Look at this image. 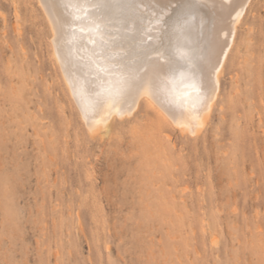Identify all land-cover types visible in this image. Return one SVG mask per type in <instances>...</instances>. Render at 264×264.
<instances>
[{"label":"rangeland","instance_id":"obj_1","mask_svg":"<svg viewBox=\"0 0 264 264\" xmlns=\"http://www.w3.org/2000/svg\"><path fill=\"white\" fill-rule=\"evenodd\" d=\"M141 1L0 0V264H264V0L234 36L232 5ZM57 45L91 85L92 70L137 78L156 64L189 101L187 82L212 94L230 48L194 135L141 103L101 137L79 116Z\"/></svg>","mask_w":264,"mask_h":264},{"label":"bare ground","instance_id":"obj_2","mask_svg":"<svg viewBox=\"0 0 264 264\" xmlns=\"http://www.w3.org/2000/svg\"><path fill=\"white\" fill-rule=\"evenodd\" d=\"M206 1L208 3L204 1L205 4L207 3V5H208L209 3H211L212 6L220 7L222 9H227L231 5L233 6V13H232V18H231V22H230V27L232 30V36L235 35L234 33L236 32V30L239 27H241L244 23H246V20H245L241 24L240 20H242L241 17L243 15L247 17V15L249 14V13H247V11L249 9L248 7L250 6V4H252L251 3L252 0H206ZM64 2H65V0H64ZM141 3L143 4L144 2L141 1ZM70 4H72V3H70ZM144 4H146V3H144ZM65 5H67V3ZM41 6H43L44 10L46 11V8L44 7L43 3ZM51 7H52V12H53L52 16L46 11L48 19H49L48 21H50V24H51V28H52L54 33L59 31L61 33L62 37L66 38L65 34L68 33L66 31L69 28L67 27V24H65V22H64L65 20L62 19L58 10L55 7H53L52 4H51ZM64 8H65V6H64ZM163 8H165V7H162V9ZM64 10H66V9H64ZM167 10H169V8H167ZM72 12H73V10H72ZM238 12L241 13V15H239L238 18L233 19L234 17L237 16ZM246 13H247V15H246ZM47 16L45 15V17H47ZM70 16H72V15H70ZM64 19H67V18H64ZM69 21L66 23H69ZM195 21L197 22V20H194V22ZM196 26H197V24H196ZM154 27H155V29H158V26H154ZM193 29H195V28H193ZM226 29H224V30H226ZM154 31L155 30H153V32ZM50 32H51V29H50ZM190 32H191V30H190ZM188 33H187V35H188ZM220 33L222 34V32H220ZM50 37H52V36H50ZM54 37H55V35H54ZM67 37H68V34H67ZM232 38L229 42H232L234 40ZM179 39L182 40L180 37H179ZM182 41L184 42V40H182ZM192 42H191V45H192ZM184 43H186V42H184ZM51 44H52V42H51ZM180 45H182V44H180ZM224 45H225V43H224ZM229 46H231V45H229ZM179 47H181V46L178 45V48ZM66 48H67V46H66ZM229 48L225 49V51L222 53V55L219 57V59H217L215 57L217 59V62L214 64V66L211 69V73H210L211 75H209V76H211V84H212L213 92H212V94H210L207 97L201 98L199 96L198 98L196 97L194 99V101L197 103V110L195 112L191 111L190 101L185 97V95L183 93L177 92V90H179V88L177 89V87H176V89H175V87H173V86H176L175 85L176 81H175L174 85L171 83L170 78L165 73L164 68L161 65H156V64H150L148 66L141 65L139 67V77H137V78H134V76H132L131 74H128L129 72H127L126 74L123 73V71L122 72L117 71V72L105 73L102 71L92 70V72H94V74L92 75L93 85H91V81L89 80V78L86 74V71H87L86 67L87 66L80 64L78 66L75 65L74 69H72L70 67V65H68L69 64L68 53H67V50L65 48H63L60 45H57V50L53 51L51 49L52 50L51 53L54 55L56 52H58L60 57L65 62V65H66L67 70H68V74L71 77L72 82H73V85L71 87H73L72 92L74 95H71V93H70V95L72 96V98L74 96L76 98L75 100L77 101V103L80 107L79 116H80L85 128L87 129V132L89 135H91V136L98 135L101 137L104 135H109L111 133V131L115 128V126H114L115 121L117 119H123L125 117L135 115L136 112L138 111L141 103H144L146 105V107L150 108V109L153 106H156L158 108L159 112H161L164 115L165 120L167 122V125L169 127L178 126L181 130L180 132L188 133V134L193 133V135H194L195 134L194 132L197 131V128L200 127L202 124L204 125V122L207 120V117L209 116V114L213 108V105H214V102H215L217 95L220 94V93H218L219 84H220L219 83V74L222 73L223 62L226 58L227 50ZM181 52H180V54H181ZM186 53H187V51H186ZM188 53H190V52H188ZM219 54H220V51H219ZM192 55H194V54H192ZM195 57H197V56H195ZM81 58H82V56H81ZM55 59H56V57L54 58V60ZM183 59H186V58H183ZM58 66H59V63H58ZM189 73H191V71ZM193 74H194V72H193ZM126 75L128 77H126ZM61 76H62V74H61ZM186 76L187 75H185V78L188 79ZM189 76H191V74ZM185 78H184V80H185ZM67 82H68V80H67ZM179 84H180V82H179ZM65 85H68V84L65 83ZM187 85H188V82H187ZM67 89H68V86H67ZM166 98L167 99L175 98L176 102L174 104H171V105H163L161 103V101H165ZM216 102H217V100H216ZM193 117H195V119H193ZM164 137L169 142H173L171 139V135L169 133H165Z\"/></svg>","mask_w":264,"mask_h":264},{"label":"snow or ice","instance_id":"obj_3","mask_svg":"<svg viewBox=\"0 0 264 264\" xmlns=\"http://www.w3.org/2000/svg\"><path fill=\"white\" fill-rule=\"evenodd\" d=\"M167 10L165 9H160V15L156 17V21L157 23H159L162 18L167 15ZM239 15H241V13H237V16L234 17L233 19H236L239 17ZM187 87L189 88L190 92H189V96H195V97H199L200 96V85L199 83L193 81L191 82L190 84L187 85ZM155 94V93H154ZM176 101H175V98H171V99H165V101H161V103L163 105H171V104H174ZM190 108H191V111L195 112L197 110V103L195 101H190ZM193 119H195V117H193Z\"/></svg>","mask_w":264,"mask_h":264}]
</instances>
